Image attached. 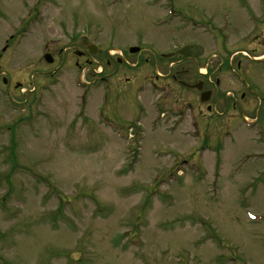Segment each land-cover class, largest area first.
<instances>
[{"label":"rangeland","instance_id":"obj_1","mask_svg":"<svg viewBox=\"0 0 264 264\" xmlns=\"http://www.w3.org/2000/svg\"><path fill=\"white\" fill-rule=\"evenodd\" d=\"M236 2L0 0V264H264V112L161 84L174 43L213 47L210 17L240 35ZM84 43L141 51L95 74L63 49Z\"/></svg>","mask_w":264,"mask_h":264},{"label":"flooded vegetation","instance_id":"obj_2","mask_svg":"<svg viewBox=\"0 0 264 264\" xmlns=\"http://www.w3.org/2000/svg\"><path fill=\"white\" fill-rule=\"evenodd\" d=\"M246 8L251 25L246 24L250 30L241 41L225 43L207 53L195 52V59L187 69H174L170 75L178 85L189 88L185 84L198 82L203 91H209V104L204 105L208 112H216L217 107L223 110L238 107L241 111H248L254 105L264 112V0H255L246 4ZM75 48L74 45L66 47L69 53L77 55L74 60L76 65L87 68L101 66V72L110 74H115L120 67L121 59L110 57L107 50L91 54L85 43L80 49ZM184 60V63L189 62ZM181 69L185 71L179 78Z\"/></svg>","mask_w":264,"mask_h":264},{"label":"water","instance_id":"obj_3","mask_svg":"<svg viewBox=\"0 0 264 264\" xmlns=\"http://www.w3.org/2000/svg\"><path fill=\"white\" fill-rule=\"evenodd\" d=\"M135 50L136 49H134V48L133 49L132 48L130 49L131 52H134ZM181 52L184 53L185 55H187V53H186L185 50H182ZM44 58L46 59V61L51 62V58L49 57V55H45Z\"/></svg>","mask_w":264,"mask_h":264}]
</instances>
